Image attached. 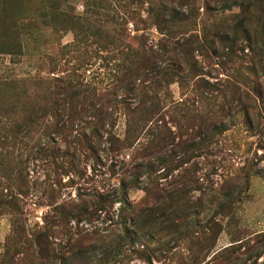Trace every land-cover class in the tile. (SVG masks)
I'll list each match as a JSON object with an SVG mask.
<instances>
[{
    "label": "rangeland",
    "instance_id": "obj_1",
    "mask_svg": "<svg viewBox=\"0 0 264 264\" xmlns=\"http://www.w3.org/2000/svg\"><path fill=\"white\" fill-rule=\"evenodd\" d=\"M26 1L10 8L0 6V15H17L26 23L32 14L29 8L45 10L48 5L46 0ZM88 1L69 0L68 14L82 16ZM109 1L91 3L101 9ZM203 3L198 0L196 20H190L186 35L190 37V80L158 89V98L147 107L150 113L131 119L139 128L137 133L128 134V117L123 109L113 107L124 103V94L110 86L115 75L124 73L122 66L135 60L116 54L97 56L95 45L90 47L91 66L78 72L96 94L88 93L84 100L111 113L106 128L114 138L103 134L98 159H72L82 174L72 171L71 158L50 152L35 155L29 148L15 150L14 157L25 162L21 178L30 189L22 198L23 241L30 244L15 239L23 246L12 248V264H264V74L258 67L250 69L256 45L251 48L240 37L233 53L224 48L215 35L218 16L206 12ZM148 6L134 20L128 17L120 22L126 39H132L137 49L144 32L135 31L145 29L139 24V13L146 18ZM117 7L125 13L120 4ZM9 24L0 16V26ZM146 36L153 46L162 37L157 27L149 26ZM25 41L33 53L47 50L59 58L75 35L38 27ZM38 54L17 59L1 54L0 78L35 75ZM64 58L62 64L71 62L61 66L69 71L79 62L73 49ZM131 103L138 105V101ZM56 142L63 145L59 137ZM62 161L58 171L56 164ZM54 182V197L46 199L47 185ZM100 195L111 198L103 204L97 200ZM230 199L233 209L226 211ZM84 202L93 212L89 219L53 212L57 206ZM163 207L179 215L170 219ZM41 233L43 241L38 246L35 238ZM12 235L11 218H1L3 264L10 263H6L5 245Z\"/></svg>",
    "mask_w": 264,
    "mask_h": 264
},
{
    "label": "trees",
    "instance_id": "obj_2",
    "mask_svg": "<svg viewBox=\"0 0 264 264\" xmlns=\"http://www.w3.org/2000/svg\"><path fill=\"white\" fill-rule=\"evenodd\" d=\"M46 1L48 5L44 6L45 10L42 7L35 10L29 8L32 14L26 18V23L24 18L19 19L17 15L16 18L8 16L9 14L0 15L12 23L0 26V55H10L14 59L38 54L33 53L34 49L25 41V37L38 27L55 33L73 32L75 35L74 42L63 46L64 54L59 55V58L49 55L47 50L44 53L40 51L36 62L39 72L35 75L0 78V219L6 216L11 218L13 235L5 245L8 249L6 263L10 262L9 264H12V248H17L22 243L30 244L27 240L23 241L26 225L22 199L28 196L30 189L28 183L21 178L25 162L14 157L15 150L29 148L35 155L44 156L50 152L61 158H71L68 163L72 171L82 174L72 159L79 156L85 160L91 157L96 160L103 134L109 135V139L114 138L110 128H106L111 119L108 114L111 113L101 107L97 109L84 100L88 96L86 94H96V89L84 83L78 72L91 66L90 59L94 52H90V47L95 45L94 54L97 56L101 53L116 54L122 58H132L135 62L140 61L123 65L124 73L115 75L110 82L113 91L124 94V103L113 104V107L124 110L128 117L130 135L139 131L131 119L141 113H150L147 107L153 99L158 98V89L176 82L184 85L190 80V37L186 35L189 33L190 20H196L194 13L198 0H120V3L110 0L109 5L101 9L87 0L83 15L78 17L68 14L66 7L69 0ZM26 3V0H0V6L8 8L14 4L18 6ZM117 4L121 5L125 13L120 12L119 7L114 8ZM146 5H149L147 12L145 11L146 18L139 13V24L144 25L145 29L137 28L135 31L136 34L144 32L138 36L141 49H137L132 45V39H126V30L120 22L128 17L134 20L139 10ZM203 9L218 16L215 35L227 51L234 52L240 37L249 47L256 45L250 69L254 71L258 67L264 74V0H204ZM109 10L111 13H108ZM61 17L64 18L63 21L59 19ZM148 26L157 27L160 32L162 37L158 45H149L150 39L146 36ZM138 37L134 40H139ZM71 49L78 54L79 62L69 71L62 66L67 67L71 61L64 64L62 62ZM246 77L250 81L249 76ZM207 85L210 87V84ZM254 90L262 95L257 86ZM243 100L245 99L241 100L242 104ZM131 101H138V105L133 107ZM56 137L62 139L63 145H57ZM63 165L64 161L57 162L56 169L60 171ZM52 184L47 185L50 191L46 192V199L54 197L55 182ZM108 198L111 197L100 195L97 200L105 204ZM233 203L232 199L228 200L224 210L231 211ZM88 204L84 202L81 206H57L53 212L57 216H87L89 219L93 212L89 211ZM163 214L171 219L177 218L179 212L164 208ZM43 228L46 233L47 220ZM19 238L22 243H15V239ZM35 239V243L40 246L43 241L42 233L37 234ZM0 264H3V260H0Z\"/></svg>",
    "mask_w": 264,
    "mask_h": 264
}]
</instances>
